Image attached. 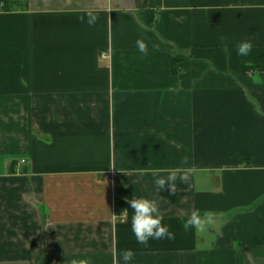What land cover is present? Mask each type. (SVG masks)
Wrapping results in <instances>:
<instances>
[{
    "label": "crops",
    "instance_id": "0c3cea01",
    "mask_svg": "<svg viewBox=\"0 0 264 264\" xmlns=\"http://www.w3.org/2000/svg\"><path fill=\"white\" fill-rule=\"evenodd\" d=\"M15 1L0 10V264H264V0ZM134 196L174 239L136 241Z\"/></svg>",
    "mask_w": 264,
    "mask_h": 264
},
{
    "label": "clouds",
    "instance_id": "9594fccd",
    "mask_svg": "<svg viewBox=\"0 0 264 264\" xmlns=\"http://www.w3.org/2000/svg\"><path fill=\"white\" fill-rule=\"evenodd\" d=\"M99 19L98 12L89 10L84 15L80 17L82 22H85L89 26H93L97 23ZM136 46L140 53H148V45L143 39H138L136 41ZM158 45L153 44V49H158ZM237 55L242 57H247L253 48L251 41L244 40L236 45ZM176 179L175 172L169 173L166 177L157 179L156 184L159 189H163L167 184L170 185L172 189V184ZM186 179V177H184ZM130 208L133 210L131 217V230L136 238V241L140 244L147 246L150 239H174V233L169 230V226L162 223L163 216L160 215L156 204L144 197H135L130 201ZM209 219H211L209 217ZM202 227V220L199 212H194L187 220L184 221V228L188 230L190 228L200 229ZM123 264H131L133 259V252L131 250H125L122 253ZM73 264H76L73 261ZM79 264H86V261L81 260Z\"/></svg>",
    "mask_w": 264,
    "mask_h": 264
},
{
    "label": "trees",
    "instance_id": "16d2710c",
    "mask_svg": "<svg viewBox=\"0 0 264 264\" xmlns=\"http://www.w3.org/2000/svg\"><path fill=\"white\" fill-rule=\"evenodd\" d=\"M17 5L18 2L15 0H0V10H12Z\"/></svg>",
    "mask_w": 264,
    "mask_h": 264
}]
</instances>
